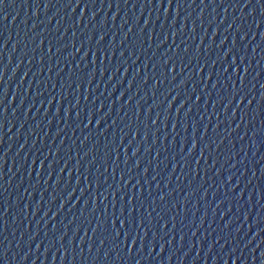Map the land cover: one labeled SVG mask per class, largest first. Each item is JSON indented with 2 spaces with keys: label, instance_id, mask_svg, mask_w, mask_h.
<instances>
[{
  "label": "water",
  "instance_id": "water-1",
  "mask_svg": "<svg viewBox=\"0 0 264 264\" xmlns=\"http://www.w3.org/2000/svg\"><path fill=\"white\" fill-rule=\"evenodd\" d=\"M77 3L0 4V264H233L264 217V4Z\"/></svg>",
  "mask_w": 264,
  "mask_h": 264
},
{
  "label": "snow or ice",
  "instance_id": "snow-or-ice-1",
  "mask_svg": "<svg viewBox=\"0 0 264 264\" xmlns=\"http://www.w3.org/2000/svg\"><path fill=\"white\" fill-rule=\"evenodd\" d=\"M249 3H251V0H248ZM3 3V0H0V4ZM257 3H262L264 4V0H257ZM77 6H79V0H78V3H77ZM247 6V5H246ZM169 7H171V0H169ZM101 39H103V37H101ZM49 51L51 52V49H49ZM236 62L233 61V64H235ZM169 71L171 72H175V66H172ZM236 71L238 72V68L236 69ZM245 73H247V68L244 69ZM209 79H211V77H209ZM242 102V101H241ZM77 117H79V113H77ZM123 179V177L121 178ZM133 211H135V209L133 208ZM121 215L123 216V210H121ZM127 221H125L126 223ZM115 220L112 222V225H113V228H115ZM121 227H123V223L121 224ZM117 237L119 236V233L117 232L116 233ZM134 243V242H133Z\"/></svg>",
  "mask_w": 264,
  "mask_h": 264
}]
</instances>
